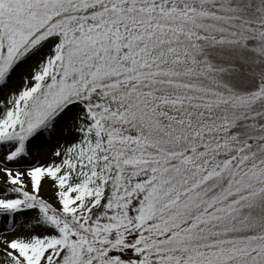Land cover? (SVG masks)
Returning a JSON list of instances; mask_svg holds the SVG:
<instances>
[{"label":"snow or ice","instance_id":"snow-or-ice-1","mask_svg":"<svg viewBox=\"0 0 264 264\" xmlns=\"http://www.w3.org/2000/svg\"><path fill=\"white\" fill-rule=\"evenodd\" d=\"M0 264H264V0H0Z\"/></svg>","mask_w":264,"mask_h":264}]
</instances>
